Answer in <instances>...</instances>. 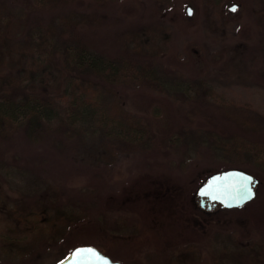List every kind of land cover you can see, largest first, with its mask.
I'll return each instance as SVG.
<instances>
[{"label":"rangeland","instance_id":"obj_1","mask_svg":"<svg viewBox=\"0 0 264 264\" xmlns=\"http://www.w3.org/2000/svg\"><path fill=\"white\" fill-rule=\"evenodd\" d=\"M67 23L103 59L152 58L171 73L165 80L185 78L187 102L134 79L109 93L59 71L52 45ZM22 87L60 103L104 90V122L116 135L84 140L63 129L32 139L16 124L0 133V243L24 238L14 229L26 230L18 223L29 212L62 209L66 230L52 242L26 224L29 257L0 264H60L86 245L124 264H264V244H255L264 240V0H0V101ZM229 169L254 175L257 197L195 211L199 188Z\"/></svg>","mask_w":264,"mask_h":264},{"label":"trees","instance_id":"obj_2","mask_svg":"<svg viewBox=\"0 0 264 264\" xmlns=\"http://www.w3.org/2000/svg\"><path fill=\"white\" fill-rule=\"evenodd\" d=\"M62 31L63 34H59L55 37V42L52 45V54L59 58L58 70L71 78L81 80L85 84L86 82L95 84V89H99L104 85L103 89H109V93L112 91L110 88L111 84L115 83L117 80H125V78L134 79L146 86L153 87L158 93L172 92L176 99L179 98L178 100L187 102L186 98H188V95L185 92L188 91V86L184 84L186 79L181 78L180 81L175 79L165 80L163 76H170L171 73L166 70L158 69L155 61H152V58L147 59V61L133 58L127 64L116 58L110 60L108 58L103 59L101 55L97 54L85 41V38L80 34V31L76 29L73 23H67ZM20 43L22 44L23 42L18 41L16 47ZM190 81L192 82L191 79H189V82ZM196 81L199 82V80ZM169 82L173 83L170 89L168 88ZM86 89L81 91L85 92V99L88 95V90ZM104 90L102 93L97 92V94H92L93 96L90 95L92 100L87 103H85V99L79 96V98L70 96L72 97L71 103H60V99L57 95L41 91L35 92L25 90V88L22 87L21 90H18V97L15 95L6 97L5 100L0 101V133L5 135L9 134L12 132L13 125L16 124L18 126L21 125L29 135V138L32 139L43 134L45 130L66 132L62 131L65 129L72 133L79 132L80 139L84 140L87 139L89 135H94L98 132L101 133V131L109 136L111 135L110 133L115 134V129L114 131L110 129V127L108 129L107 124L104 122V116L106 118L107 110L103 103V99L106 100L109 98L107 97L108 93H103ZM96 97L101 100L100 103L96 104V99H93ZM156 111L158 110L156 109ZM126 116L128 123L138 127L141 131L147 130L146 127L141 124L140 118H133L130 114H126ZM120 136L119 134L116 137ZM183 136L192 139L196 137V135L191 132L190 128L184 129ZM213 136L214 138L216 137L217 140H224V138L214 133ZM261 153L262 151L260 150L256 151L254 156L258 157ZM243 155L246 158H250L247 152ZM50 191L53 196L55 192H57L56 189L52 187H50ZM195 203L199 204L197 201H195ZM54 211L55 215H53L52 218L46 217V214L40 215L37 211L29 212V214L21 216L18 225H24L25 223L24 227H26V230H14L15 232L21 231V233L25 235L24 238L21 236L18 238H4V241L0 243V257L6 259H14L17 257H21L22 259L24 257V259H26L29 257L28 255L32 252L29 253L31 247L25 243L28 241L27 233L30 231L28 225L33 232L37 231L38 233L44 234V238L50 239L52 242L57 240L59 236V238L64 236L66 230H63L62 225H60L61 219L64 217V212L62 209L57 208L54 209ZM67 218L73 220L70 224L78 225L82 221L80 218L75 219L70 216ZM45 225L54 230H49L51 232L49 237H47L46 230L43 229ZM261 240H258L255 244H258L259 248L262 249L264 240ZM67 257L68 256L65 255L61 258V261ZM61 261L59 263H61Z\"/></svg>","mask_w":264,"mask_h":264},{"label":"water","instance_id":"obj_3","mask_svg":"<svg viewBox=\"0 0 264 264\" xmlns=\"http://www.w3.org/2000/svg\"><path fill=\"white\" fill-rule=\"evenodd\" d=\"M238 5H232L229 10L236 12ZM193 9L187 8V14L191 16ZM250 181V182H249ZM245 184L251 189V197L244 199ZM259 180L252 174L240 170L229 169L219 173H215L208 177L206 182L199 188L198 195L203 199L207 198L210 202H218L224 207L243 208L251 203L257 197V188ZM80 252L82 255L77 256ZM91 253H95L92 255ZM60 264H123L113 261L109 256L94 246L76 247L70 255Z\"/></svg>","mask_w":264,"mask_h":264},{"label":"flooded vegetation","instance_id":"obj_4","mask_svg":"<svg viewBox=\"0 0 264 264\" xmlns=\"http://www.w3.org/2000/svg\"><path fill=\"white\" fill-rule=\"evenodd\" d=\"M198 199H199V201H197V202H199V204L195 203L194 209H195V211H198L200 213L204 212L205 214H207V213H210V212H213L216 210L220 211V210L229 209V208L224 207L222 204H220L218 202H210L207 198H204V202L202 201L203 199L201 197H198ZM233 209H236V208H233Z\"/></svg>","mask_w":264,"mask_h":264},{"label":"snow or ice","instance_id":"obj_5","mask_svg":"<svg viewBox=\"0 0 264 264\" xmlns=\"http://www.w3.org/2000/svg\"><path fill=\"white\" fill-rule=\"evenodd\" d=\"M250 182V181H249ZM245 195H244V199H249L251 197V189L247 186V184H245ZM92 255H95V253H91ZM77 256L82 255V253L77 252L76 253Z\"/></svg>","mask_w":264,"mask_h":264},{"label":"bare ground","instance_id":"obj_6","mask_svg":"<svg viewBox=\"0 0 264 264\" xmlns=\"http://www.w3.org/2000/svg\"><path fill=\"white\" fill-rule=\"evenodd\" d=\"M97 248V247H96ZM100 250V249H99ZM100 251H102V250H100ZM103 252V251H102ZM104 253V252H103ZM105 255H107L106 253H104ZM108 256V255H107Z\"/></svg>","mask_w":264,"mask_h":264}]
</instances>
